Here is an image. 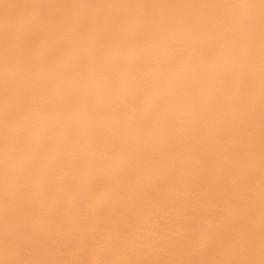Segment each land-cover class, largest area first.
Returning a JSON list of instances; mask_svg holds the SVG:
<instances>
[{"label":"bare ground","instance_id":"1","mask_svg":"<svg viewBox=\"0 0 264 264\" xmlns=\"http://www.w3.org/2000/svg\"><path fill=\"white\" fill-rule=\"evenodd\" d=\"M0 264H264V0H0Z\"/></svg>","mask_w":264,"mask_h":264}]
</instances>
